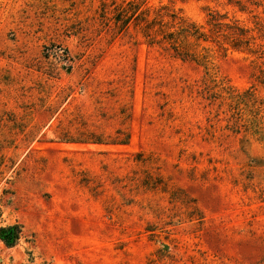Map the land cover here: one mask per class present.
Returning a JSON list of instances; mask_svg holds the SVG:
<instances>
[{"label": "rangeland", "instance_id": "obj_1", "mask_svg": "<svg viewBox=\"0 0 264 264\" xmlns=\"http://www.w3.org/2000/svg\"><path fill=\"white\" fill-rule=\"evenodd\" d=\"M111 1L0 0V264H264V133L202 95L213 75L262 103V61L175 59L106 26ZM141 1L264 19V0Z\"/></svg>", "mask_w": 264, "mask_h": 264}, {"label": "trees", "instance_id": "obj_2", "mask_svg": "<svg viewBox=\"0 0 264 264\" xmlns=\"http://www.w3.org/2000/svg\"><path fill=\"white\" fill-rule=\"evenodd\" d=\"M177 1V0H170ZM185 1V0H180ZM251 3H253L252 0ZM239 11L246 12V6L241 2H230ZM111 14L110 18L108 17ZM101 17L106 26L112 27L117 33H127L131 27L137 29L151 47H158L171 57L183 62H191L200 66L213 67V49L217 47L224 52L233 50L242 52L254 58L253 62L261 60L264 65V19L255 17L253 27L243 25L239 20L229 18L227 13L218 10H209L203 25H198L179 13L164 5L158 8L148 7L145 1L131 0L117 3L102 2ZM257 60V61H256ZM257 81L264 86V68H260ZM203 97L221 105L228 104L232 115H235L237 125L254 127V131L264 133L261 124L253 125L251 113H258L255 120L262 121L260 113L264 111L260 99L252 90L238 92L231 86L218 82L215 76L210 75L203 81ZM260 104L261 106H257ZM246 116L249 118L245 119ZM239 119H238V116ZM244 120L245 125L241 123ZM15 228L1 230L0 237L6 245H14L16 241Z\"/></svg>", "mask_w": 264, "mask_h": 264}]
</instances>
